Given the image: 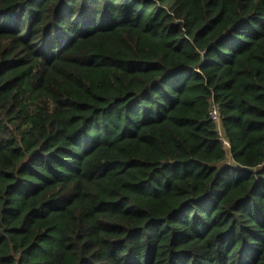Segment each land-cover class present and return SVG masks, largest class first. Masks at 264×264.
I'll use <instances>...</instances> for the list:
<instances>
[{
    "label": "trees",
    "instance_id": "16d2710c",
    "mask_svg": "<svg viewBox=\"0 0 264 264\" xmlns=\"http://www.w3.org/2000/svg\"><path fill=\"white\" fill-rule=\"evenodd\" d=\"M0 264H264V0H0Z\"/></svg>",
    "mask_w": 264,
    "mask_h": 264
},
{
    "label": "built area",
    "instance_id": "2783aa9c",
    "mask_svg": "<svg viewBox=\"0 0 264 264\" xmlns=\"http://www.w3.org/2000/svg\"><path fill=\"white\" fill-rule=\"evenodd\" d=\"M209 117H210L211 121L215 124L217 134L219 137V134L223 133V132H222L221 125H220V113H219V110L215 104H212L210 109H209ZM219 140H220V138H219ZM220 142L222 143L223 146L226 145V147H228L226 140L225 141L220 140Z\"/></svg>",
    "mask_w": 264,
    "mask_h": 264
},
{
    "label": "rangeland",
    "instance_id": "374dc122",
    "mask_svg": "<svg viewBox=\"0 0 264 264\" xmlns=\"http://www.w3.org/2000/svg\"><path fill=\"white\" fill-rule=\"evenodd\" d=\"M219 138H220V140L225 141V137H224L223 133L219 134ZM224 147H226V145H224Z\"/></svg>",
    "mask_w": 264,
    "mask_h": 264
}]
</instances>
